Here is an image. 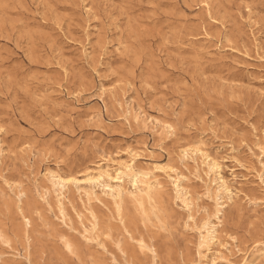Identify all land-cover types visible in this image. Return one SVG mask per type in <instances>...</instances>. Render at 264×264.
Wrapping results in <instances>:
<instances>
[{"label":"rangeland","instance_id":"1","mask_svg":"<svg viewBox=\"0 0 264 264\" xmlns=\"http://www.w3.org/2000/svg\"><path fill=\"white\" fill-rule=\"evenodd\" d=\"M194 143L232 200L183 157ZM123 161L148 195L127 193L131 175L120 206L102 186H53ZM169 173L186 176L194 220ZM208 218L216 264H264V0H0V264H207Z\"/></svg>","mask_w":264,"mask_h":264},{"label":"bare ground","instance_id":"2","mask_svg":"<svg viewBox=\"0 0 264 264\" xmlns=\"http://www.w3.org/2000/svg\"><path fill=\"white\" fill-rule=\"evenodd\" d=\"M162 127L166 131H170V130L174 129L173 124H171L169 122H164ZM180 152L182 153L183 157L188 156L189 153H192L194 155H200L201 158L203 157V160L202 159L201 160L204 163V165L207 166V168H208V170L205 173L208 176L210 175V180L215 181V183L217 184L216 185L217 187L215 189V193H216V197L218 198V200L224 198L225 195H227V196L229 195L230 200L233 199V190L230 187V184H229L228 180L226 179L225 175L223 174V166L215 157H213L207 151L203 150L199 144H195V143L183 145L181 147ZM193 160H194V157H193ZM120 164L124 165L125 167H128L127 172H129V173L122 171V170H118V172H116L117 174L114 175L111 172L112 170L110 171V169H105V168H100L99 170H97V169L92 170V171L98 172V174H99L98 176L92 175L90 173H88V176H86V177H78L77 174L75 175L73 173H65V174L51 173V174H53L52 183H53V186H56L58 191H60L59 194H63L66 187L68 188L71 185H75L78 189H82L81 191L85 192V194L87 196H90L93 193H96L97 188H100V186H102L103 191H105L104 188H106L107 190H109L111 192V194L114 195L116 202L119 204V206L121 205V202L123 200L122 182L124 181L123 179L125 178V176L131 175L130 179H131L133 189L129 190L127 193L132 195L135 199H138L139 196H141L140 192H144V190H145L146 194L148 195L152 191V189L155 187V184H152L151 181H149L147 172L135 171L132 169L131 165H128V164L126 165V163H124V161L121 162ZM156 167H158L160 170L163 169L167 173L168 172H177V169H175L172 166H167V167L165 166L164 167V166L158 164ZM168 176L171 177V179L174 183L172 185H175L176 197L179 200H181L184 208L189 212L188 218H190L191 220H194V216H193V212H192L193 211L192 210V204L194 203V199H193L192 194H191L192 190H190V188L187 185H185L183 182L185 180L186 176H183V175L180 176L179 173L177 174V176L175 175L176 177H174L171 173H169ZM212 176H214V177H212ZM106 177L109 178L111 181H107ZM142 184L143 185L145 184L146 187L142 188ZM159 184H160V182H157V185H159ZM215 201H216V199H215ZM225 202H226L225 200L220 202V206L217 208L216 213H215L216 219L221 223L223 222V220H221V215H223L222 211L225 207L228 206V205H224ZM217 204L219 205V201H217ZM21 211H23V210L21 209ZM167 214H168V212H167ZM29 220L30 219H28V221ZM219 226H220V224H216L215 222H213V220L211 218H208L202 223V225L200 227L197 228V230L199 231L200 236H201L199 246L204 248V250H205V253L199 252V256H200V259L204 258L205 260H207V264H216L217 261H219L220 259H226L225 255L220 250V248L224 247L225 244L222 243V241L219 237V233H220L219 232ZM234 236H232V239L236 240V237H234ZM63 238H65V237H63ZM65 243L68 247L72 246V243L69 239H66ZM198 243H199V241H198ZM145 250H147V249H145ZM262 253H264V251Z\"/></svg>","mask_w":264,"mask_h":264}]
</instances>
